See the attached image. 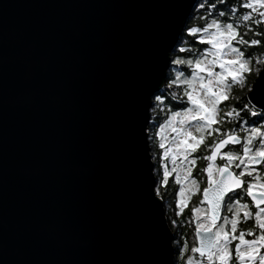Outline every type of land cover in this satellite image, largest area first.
<instances>
[{
    "label": "water",
    "instance_id": "95a60500",
    "mask_svg": "<svg viewBox=\"0 0 264 264\" xmlns=\"http://www.w3.org/2000/svg\"><path fill=\"white\" fill-rule=\"evenodd\" d=\"M199 1L0 0V264H175L148 126Z\"/></svg>",
    "mask_w": 264,
    "mask_h": 264
},
{
    "label": "trees",
    "instance_id": "16d2710c",
    "mask_svg": "<svg viewBox=\"0 0 264 264\" xmlns=\"http://www.w3.org/2000/svg\"><path fill=\"white\" fill-rule=\"evenodd\" d=\"M228 51L232 59L223 65ZM171 56L166 86L154 97L148 126L155 190L169 205L178 184L174 176L167 188L159 184L163 147L187 145L203 155L202 147L222 136L221 117L232 103L250 113L244 107L252 106L248 95L264 65V0H200ZM186 115L192 116L188 123L183 122ZM167 155L172 159L175 153ZM167 164L172 166L169 160Z\"/></svg>",
    "mask_w": 264,
    "mask_h": 264
},
{
    "label": "flooded vegetation",
    "instance_id": "af4514ba",
    "mask_svg": "<svg viewBox=\"0 0 264 264\" xmlns=\"http://www.w3.org/2000/svg\"><path fill=\"white\" fill-rule=\"evenodd\" d=\"M244 109L250 113H242L233 103L226 109L220 123L222 136L202 147L203 155H195L187 145L162 149L163 187L167 188L170 176L178 184L173 204L163 199L176 237L177 264H264V110L253 105ZM230 136L237 141L213 157L216 144ZM178 148L187 152L171 159L167 152ZM223 167L234 175L227 192L215 188ZM209 189L213 190L211 203L204 197ZM201 233L211 241L206 256L197 252Z\"/></svg>",
    "mask_w": 264,
    "mask_h": 264
},
{
    "label": "rangeland",
    "instance_id": "374dc122",
    "mask_svg": "<svg viewBox=\"0 0 264 264\" xmlns=\"http://www.w3.org/2000/svg\"><path fill=\"white\" fill-rule=\"evenodd\" d=\"M224 38H222L221 39V42L223 43V42H225V40H223ZM221 47H223V46H221ZM230 59H232V54L230 53V51H228L225 55H223V57L221 58V63L223 64V65H225V61H229ZM204 103H208V101L207 100H205L204 101ZM191 119H192V116L191 115H186V116H184V120H183V122L184 123H188V122H190L191 121ZM174 121H175V124H176V121H177V117L176 116H174ZM180 146V145H179ZM187 151L184 149V148H178V150H174V153H175V155H174V157L176 156V155H185V153H186ZM168 153V152H167ZM162 154H164V150H163V152H162ZM165 174H166V171L164 170V168H163V170H162V176H165ZM159 184H164V181H163V179L161 178L160 179V181H159ZM159 192V194L161 193L160 191H158ZM175 257V256H174ZM175 264H177L176 262H175ZM187 264H196V263H193V262H191V261H189Z\"/></svg>",
    "mask_w": 264,
    "mask_h": 264
}]
</instances>
